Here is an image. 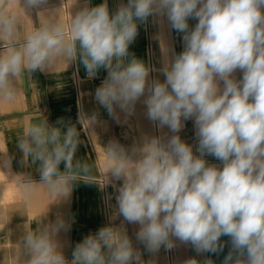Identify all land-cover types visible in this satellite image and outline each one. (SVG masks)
<instances>
[{
	"label": "clouds",
	"instance_id": "1",
	"mask_svg": "<svg viewBox=\"0 0 264 264\" xmlns=\"http://www.w3.org/2000/svg\"><path fill=\"white\" fill-rule=\"evenodd\" d=\"M79 2L71 0L67 22L68 0L59 7L48 0L0 5V102H15L22 75L78 61L88 79L106 71L94 99L117 123L139 102L147 120L170 134H144L130 147L110 141L104 147V186L115 189L109 222L76 243L68 260L58 234L70 225L60 216L46 224L40 217L13 245L16 264H146L137 244L156 254L177 242L218 255L222 237L230 245L223 264H264V0H127L112 11L108 0L95 6L84 0L73 14ZM149 17H166L182 39L179 53L161 43L159 68L129 51ZM98 115L81 112L79 123L91 129ZM189 120L195 151L180 136ZM80 143L76 126L63 118L56 126L46 119L29 124L17 146L23 163L38 165L39 181L12 175L7 152L0 153V172L16 181L25 207L40 188L54 195L52 202L67 200L80 180L74 169ZM127 225L138 226L135 243Z\"/></svg>",
	"mask_w": 264,
	"mask_h": 264
},
{
	"label": "crops",
	"instance_id": "2",
	"mask_svg": "<svg viewBox=\"0 0 264 264\" xmlns=\"http://www.w3.org/2000/svg\"><path fill=\"white\" fill-rule=\"evenodd\" d=\"M103 2L104 0H90L91 6ZM126 2L127 0H108V6L112 11L120 3ZM5 4L11 7L12 0H0V5ZM83 4L84 0H80L79 4L72 6L70 11L74 14ZM48 5L59 7L61 0H48ZM70 5L71 0L64 5L63 19L66 22L70 20L68 11ZM31 19L34 24H38L35 12L32 13ZM195 23V20L189 21L190 26ZM162 42L177 53L182 51L181 35L171 29L166 17H149L145 23L138 26V35L130 45L129 51L150 66L159 68L163 61ZM106 75V71L101 69L96 78L88 79L83 65L78 61L69 64L66 69L65 64L60 63L52 70L35 71L30 77L27 74L22 75L18 82L20 91L15 102L12 104L0 102V153L7 152V155L12 158V175L31 174L33 179L39 181V173L36 171L38 165L23 163L22 153L17 146L18 138L23 135L25 127L29 124H41L46 119L49 125L56 126L58 119L63 118L65 124L71 123L76 126L81 141L74 156L75 160H79L74 161V169L80 172V180L73 185L67 200L52 202L55 199L54 195L47 189L40 188L25 207L16 181L0 172V186H3V190L0 191V229L9 219L3 231H0V264H16L13 245L22 238L25 230L36 227L40 217L41 223L46 224L54 222L60 216L70 225L67 231H60L58 240L62 245L65 258L71 260L76 243L87 234L107 224L112 213V206L115 205V189L110 184L104 186L109 159L104 147L112 140L130 147L144 134H170L167 128L161 132L147 120L144 106L139 102L131 117L126 119L124 113H120L119 123L110 117L94 99L95 89ZM241 75L239 71L236 73L237 78ZM155 77L164 79L158 72H151L150 78ZM117 111L119 112V109ZM81 112L87 115L98 112L97 124L87 129L88 125L85 122L84 129L79 123ZM180 136L192 144L195 151L196 140L192 120L185 122ZM207 159L212 163H218L212 157ZM60 167L61 170L64 169L63 164ZM83 168L87 171H82ZM109 197H112L111 200ZM115 223L119 224L120 220L117 219ZM127 228L135 243L134 233L138 230V226L127 225ZM221 240L225 242V248L218 255L198 254L190 244L177 242V247L171 254L167 251V260L163 253L162 255L159 252L151 254L144 251L142 245L136 246L140 249L141 258L146 264L147 262L185 264L192 258H195L199 264H204L208 259H211L214 264H223L230 245L227 243L228 237H222Z\"/></svg>",
	"mask_w": 264,
	"mask_h": 264
},
{
	"label": "rangeland",
	"instance_id": "3",
	"mask_svg": "<svg viewBox=\"0 0 264 264\" xmlns=\"http://www.w3.org/2000/svg\"><path fill=\"white\" fill-rule=\"evenodd\" d=\"M172 251H173V250H171L169 253L171 254ZM162 253H163L164 257H165L166 260H167V258H168V253H167V251L164 250L163 248H161V250L159 251V254L162 255ZM170 256H171V255H170Z\"/></svg>",
	"mask_w": 264,
	"mask_h": 264
}]
</instances>
